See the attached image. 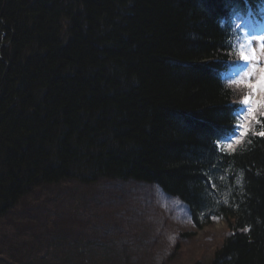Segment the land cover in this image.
Here are the masks:
<instances>
[{"label": "trees", "instance_id": "16d2710c", "mask_svg": "<svg viewBox=\"0 0 264 264\" xmlns=\"http://www.w3.org/2000/svg\"><path fill=\"white\" fill-rule=\"evenodd\" d=\"M262 2L0 0V264H89L88 235L58 248L73 234L56 189L103 179L155 181L199 227L224 220L192 264H264V116L222 144L250 91L222 78L228 23Z\"/></svg>", "mask_w": 264, "mask_h": 264}, {"label": "rangeland", "instance_id": "374dc122", "mask_svg": "<svg viewBox=\"0 0 264 264\" xmlns=\"http://www.w3.org/2000/svg\"><path fill=\"white\" fill-rule=\"evenodd\" d=\"M243 29L249 34L252 32L250 18L244 21ZM255 44L259 50V43ZM249 68L245 73H249L253 81L258 80L259 69L264 68V56L260 61H253ZM245 73L239 82L248 80L249 76ZM248 107L245 108L243 125H247L250 119ZM244 131L243 127L241 133ZM242 135L230 138L227 145L236 144ZM146 185L128 179H103L83 187L74 182H64L59 190L56 189L60 194L58 198L65 200L59 202L62 206L58 211L63 217L59 227L70 230L73 235L64 239L68 246L58 248L64 251L72 244V239L84 243L88 235L90 247L86 248L87 257L77 260L88 261L89 264H192L199 259L209 261L228 232L226 222L220 219L211 225L198 227L182 200L161 192L159 188L153 189V185H148L149 188ZM62 186L83 190L76 191L79 196L77 198L76 195L68 197V194L60 192ZM42 192L45 194L47 190L43 189ZM96 193L98 195L94 198ZM82 202L85 203L83 209L78 210V215L74 214L72 206L79 209L77 204ZM59 204L53 203V208L57 210L56 205ZM50 211L49 217L52 218L54 212ZM86 224L91 226L87 227ZM44 238L47 247L45 241L49 237ZM81 245L73 246L77 250Z\"/></svg>", "mask_w": 264, "mask_h": 264}, {"label": "snow or ice", "instance_id": "6c2138e0", "mask_svg": "<svg viewBox=\"0 0 264 264\" xmlns=\"http://www.w3.org/2000/svg\"><path fill=\"white\" fill-rule=\"evenodd\" d=\"M236 20H239L238 16L233 18V22ZM241 29L246 39L245 42L240 44L238 52L239 58L246 63L260 61V58L264 56V32L257 35H250L248 31L243 30L242 25ZM255 42L259 43V50ZM259 72L260 76L258 80L253 81L251 75L245 73V75L249 76L248 80L240 81L250 90L248 95L243 99V104L249 106L247 109L250 118L249 123L251 120H257L259 122L258 114L264 116V68H260ZM243 127L245 130L243 134H246L248 131L247 125H243ZM259 135L264 136V131L260 132Z\"/></svg>", "mask_w": 264, "mask_h": 264}, {"label": "bare ground", "instance_id": "6f19581e", "mask_svg": "<svg viewBox=\"0 0 264 264\" xmlns=\"http://www.w3.org/2000/svg\"><path fill=\"white\" fill-rule=\"evenodd\" d=\"M132 180L135 182H141V183L143 182L144 184H147L145 187H148V188H149L148 185H150V186L153 185V189L159 188L161 192L162 191L164 192V189L158 187L157 184L154 183L155 181H143V180H137V179H132Z\"/></svg>", "mask_w": 264, "mask_h": 264}]
</instances>
